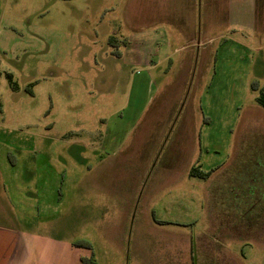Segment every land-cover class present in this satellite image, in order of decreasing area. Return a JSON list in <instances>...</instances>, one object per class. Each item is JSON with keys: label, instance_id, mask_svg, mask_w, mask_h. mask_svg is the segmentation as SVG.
Returning a JSON list of instances; mask_svg holds the SVG:
<instances>
[{"label": "rangeland", "instance_id": "374dc122", "mask_svg": "<svg viewBox=\"0 0 264 264\" xmlns=\"http://www.w3.org/2000/svg\"><path fill=\"white\" fill-rule=\"evenodd\" d=\"M262 88L264 0H0V230L42 264H264Z\"/></svg>", "mask_w": 264, "mask_h": 264}, {"label": "crops", "instance_id": "0c3cea01", "mask_svg": "<svg viewBox=\"0 0 264 264\" xmlns=\"http://www.w3.org/2000/svg\"><path fill=\"white\" fill-rule=\"evenodd\" d=\"M4 219L6 220L7 217ZM36 244H41V242L29 233L26 234L21 231L10 232L8 228H4L2 231L0 230V264H42L39 261H32L33 255L39 249L36 247ZM195 253L197 255L192 250L191 258H194L195 255L198 260L199 256L196 250Z\"/></svg>", "mask_w": 264, "mask_h": 264}, {"label": "trees", "instance_id": "16d2710c", "mask_svg": "<svg viewBox=\"0 0 264 264\" xmlns=\"http://www.w3.org/2000/svg\"><path fill=\"white\" fill-rule=\"evenodd\" d=\"M259 102H260L261 105L264 106V88H262V90H261V94L259 96ZM210 174H211V172H204L199 167H193L192 170H191V175L192 176H199V177H202V178H207ZM82 244L90 246L88 242H83ZM82 263L83 264H98L95 261L93 255L89 256V257H83L82 258Z\"/></svg>", "mask_w": 264, "mask_h": 264}]
</instances>
